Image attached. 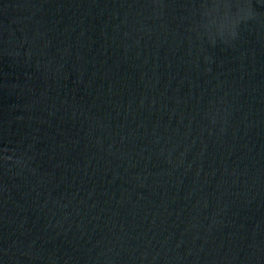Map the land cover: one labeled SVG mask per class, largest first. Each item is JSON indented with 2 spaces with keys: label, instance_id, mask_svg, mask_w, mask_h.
Returning a JSON list of instances; mask_svg holds the SVG:
<instances>
[{
  "label": "water",
  "instance_id": "water-1",
  "mask_svg": "<svg viewBox=\"0 0 264 264\" xmlns=\"http://www.w3.org/2000/svg\"><path fill=\"white\" fill-rule=\"evenodd\" d=\"M0 264H264V0H0Z\"/></svg>",
  "mask_w": 264,
  "mask_h": 264
}]
</instances>
